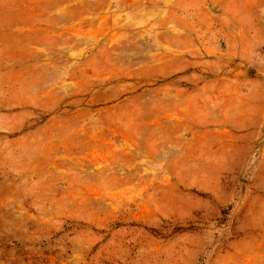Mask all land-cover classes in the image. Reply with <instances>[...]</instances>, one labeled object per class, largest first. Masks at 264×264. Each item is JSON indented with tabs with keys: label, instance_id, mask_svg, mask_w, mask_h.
<instances>
[{
	"label": "rangeland",
	"instance_id": "rangeland-1",
	"mask_svg": "<svg viewBox=\"0 0 264 264\" xmlns=\"http://www.w3.org/2000/svg\"><path fill=\"white\" fill-rule=\"evenodd\" d=\"M0 264H264V0H0Z\"/></svg>",
	"mask_w": 264,
	"mask_h": 264
}]
</instances>
